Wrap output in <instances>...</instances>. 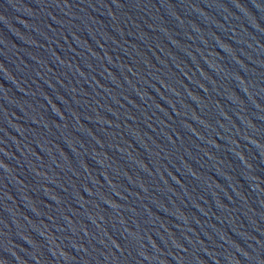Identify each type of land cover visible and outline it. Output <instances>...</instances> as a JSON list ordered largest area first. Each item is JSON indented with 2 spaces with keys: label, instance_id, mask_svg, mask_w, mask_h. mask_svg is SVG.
I'll list each match as a JSON object with an SVG mask.
<instances>
[{
  "label": "water",
  "instance_id": "water-1",
  "mask_svg": "<svg viewBox=\"0 0 264 264\" xmlns=\"http://www.w3.org/2000/svg\"><path fill=\"white\" fill-rule=\"evenodd\" d=\"M188 198L264 264V0H38Z\"/></svg>",
  "mask_w": 264,
  "mask_h": 264
}]
</instances>
